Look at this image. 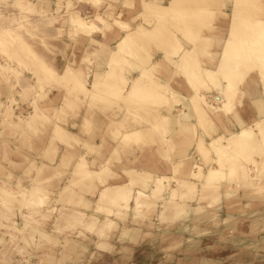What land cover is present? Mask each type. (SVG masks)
<instances>
[{
    "label": "bare ground",
    "instance_id": "obj_1",
    "mask_svg": "<svg viewBox=\"0 0 264 264\" xmlns=\"http://www.w3.org/2000/svg\"><path fill=\"white\" fill-rule=\"evenodd\" d=\"M161 1L141 0L139 3L142 10L135 19H132L135 22V26H132L129 20H123L121 13L118 15L119 17H111L113 14L112 10H115L114 7L117 5L109 4V1L91 0L95 7L101 9H107L111 6L109 10L112 12L107 10L106 14L95 13L90 19L85 17V14L79 10L70 15V22H68L74 31L83 32L89 37L90 35L92 36L86 48L85 60L91 56H102L101 58L107 61L106 69L104 71H96L93 80L88 85L86 80L87 73L82 66L74 65V61L68 62L62 71L53 65L54 55L50 51V47L52 46L51 34L53 31V20L51 18L41 16L32 22L30 17L41 13L38 11L40 9L35 3L30 0H13L11 2L0 0V17L4 23H7V26L1 29L0 43L7 41L11 46L19 43L17 45L18 49L10 51L7 57L4 58L6 59L4 63L0 61V81L9 84L10 90L13 93L19 94L22 99L37 95L33 101L31 100L32 111L30 115L26 117L27 119L21 120L20 123L12 121L14 112L12 103L17 100L12 98L9 104H5L0 100V125L4 127L10 124L11 126H21L23 124L30 132L37 135L47 132L49 125L53 126L51 130L49 129V138L44 145L46 149L43 156L45 161H41L38 164L31 157L28 160V165L24 168L26 174L33 173L31 177V191L27 190V187L25 188L21 178H16L18 180L12 183V173L8 174L6 179H0V202L7 204V202L19 201L20 203L23 201V203L31 208L43 206L48 198L45 182L50 177H55L66 169L68 170V167L71 166L72 177L69 179V184L61 190L60 199H66V201L68 200L75 206L82 204L81 199L83 194L80 191L84 187L93 185L94 187L97 186L100 188L98 193L99 202L108 203L111 206L119 208L116 214L114 211L110 212V209H108L109 211L106 210L109 212L108 216L111 213L120 215L124 211V207L129 208L127 201L132 198L137 208H149L165 190V182L171 176L169 177V174L162 176L156 174V178H154L155 173L152 170H147V168L138 171L135 167L126 168L124 170L125 175L121 176L122 174L113 170L112 165L115 158L119 159L117 156L119 154L121 155V152L128 149L142 152L148 150L147 147L150 146L158 147L166 163L176 156L185 158L186 154L188 155L187 152L189 149L194 146L197 154L204 160L207 162L214 160L218 165L216 169L212 167V169L204 171L203 167L198 164L195 165L196 170L189 173L186 165L181 169V165H179L181 163L177 164L173 162V171L174 174L179 176V179H177L183 189L181 193L183 196H189L195 190V183L191 182L190 178L197 182L204 181L205 184L210 185L224 181L232 183L236 178L246 177L247 169L242 163V159L246 158V156L243 155L253 152L264 153L262 149L264 147V113L260 109L261 117L256 120L254 119L252 124L240 121L241 128L238 131H231L226 135L217 134L214 136L212 135L214 132H210L213 126L210 110H215L219 118L222 114L233 113L236 106L242 103L245 91H243L242 85H244L248 76L253 72L260 74L259 79L264 84V0H227L228 2L222 0V4L221 0H167V3H162ZM55 3L58 4V1ZM125 4L130 9L135 6L131 1H127ZM81 6L83 7V4ZM228 7L231 13L229 15L224 14L229 17L228 34L223 38V41L216 40V35L213 36V33L217 30L219 17L223 13L222 11ZM78 9L81 8L79 7ZM107 14L108 16L106 17ZM109 17L112 19L109 20ZM33 23H35L33 25L35 32L32 33L34 40H26L28 39L27 36L30 35V30L27 28V25ZM37 23L40 26H36ZM104 27L106 29L123 32L118 44L116 46L114 45V49H109L106 46L107 43L98 40L93 35L95 32H103ZM185 42L192 47L186 49L184 46ZM215 43L217 45L222 44V49H220V56L217 63L215 62L216 68H212L210 65L213 64V61L217 57H215L214 52ZM149 47L153 49V52H163L165 63H170L175 69L176 74L182 73L184 78L187 79L191 89L193 88L192 90H194V94L191 96L189 103L185 101V98L183 100V97H180L181 93L179 94L173 87L169 88L170 85L168 87V84L166 85L156 79V76H152L153 73L159 70L160 63H158L159 61L154 63L151 60L152 58H148V53L146 54L145 51ZM44 51L46 52L43 53ZM101 52L102 55H100ZM27 61L32 63L29 64ZM129 68H134L139 71L136 78L129 79L127 76ZM25 71L33 73L36 81L33 82L28 78L25 75ZM163 76L165 75L163 74ZM181 82L183 83L185 81ZM135 84L140 85L135 86ZM55 86L63 90L65 96L60 109H55V114L51 115L48 110H45L46 108L41 106L40 100L46 97V90H50ZM202 90L217 91L218 99L220 100L219 104L215 107L214 105L213 107L204 106L205 94L203 95L201 93ZM167 93L170 95L166 96L165 94ZM181 103L189 110L192 108L193 111L191 112L195 114L197 124L190 121L192 115H190V111L188 114L181 112L183 109L180 112L175 111V106ZM79 104L87 105L88 109L92 111L108 108L109 106H116L125 112L121 119L110 121L106 135L116 140L117 145H114L116 147L113 150L114 152L111 158L101 161L99 167H95L94 163L100 157L99 155H102V150L105 146L103 144L92 143L88 139L81 140L78 134L68 130L62 124V119L69 112L74 111ZM162 106H166L169 112H173L174 121L178 126L173 136L166 135L169 133L166 125L170 124V119L173 117L170 118L169 116L162 115L160 113V107ZM52 116H54L55 121H53L54 118ZM93 125L94 121L92 118L86 117L85 123L80 129L81 133L90 132ZM135 125L137 126L135 127ZM199 127L211 137V139L209 138V143L205 142L203 138H199ZM60 144L66 147V151L62 156L59 155L60 157H57L59 159L56 163L52 164L56 153H58ZM74 144H79L86 148L87 155L97 154L98 157L90 158V156L88 158L87 155H80L77 156V160L72 162L75 155L72 150ZM164 145L166 147H161ZM33 148L37 151L35 147ZM123 161L122 163L125 162ZM13 164L16 165L15 162ZM50 170H53V172L47 175L46 173H49ZM187 174L189 175L188 177H186ZM123 179L125 182H130L137 186L138 190L136 195L131 196V188L124 184L125 182H121ZM153 179L155 181H152ZM152 182L153 186L148 187ZM176 197L177 194L173 192L172 200H175ZM250 205H253V203ZM141 212L138 214V217L143 215ZM69 218L81 225H84L86 222L84 215L80 212L71 213ZM113 220L111 217H108L102 225H99L97 230L98 234L101 236L107 235L112 225L115 226ZM24 227L26 226L24 225ZM12 228L17 229L14 225H12ZM18 230V233L26 243L33 240V236L26 233L27 229ZM11 236L12 238L16 237L14 234H11ZM108 239L110 240V238ZM70 244L74 245V243ZM62 246L64 247L63 244ZM44 258L46 260L48 259L43 253L39 259L44 262Z\"/></svg>",
    "mask_w": 264,
    "mask_h": 264
},
{
    "label": "rangeland",
    "instance_id": "obj_2",
    "mask_svg": "<svg viewBox=\"0 0 264 264\" xmlns=\"http://www.w3.org/2000/svg\"><path fill=\"white\" fill-rule=\"evenodd\" d=\"M2 1L11 2L13 0ZM225 1L228 2L227 0ZM88 2H91V0H88ZM161 2L167 3L165 0ZM108 3L111 4L110 2ZM91 4L94 6L93 2ZM65 5L68 6L67 9ZM57 7L61 10L65 7V14L69 16L77 11L73 0H58ZM109 9H111V6L107 9H102V14H106L107 10L111 11ZM227 9L230 8L228 7ZM40 17L37 13L32 15L30 19L34 22L35 19ZM111 17L116 16L112 14ZM111 19L109 17V20ZM33 25L35 23L27 25L30 35L27 36L28 39L26 40H34L32 34L35 32ZM5 26H7V23H4L0 17V33L1 29ZM36 26H40L39 23ZM51 35L54 37L53 31ZM55 37H57V33ZM7 43V41L0 43L1 62L6 60L4 58L7 57L10 51L18 49L17 45L19 43L12 46ZM145 53H148V58H151L150 55L153 53V49L149 47ZM157 72L153 73L152 76L155 77ZM139 85L135 84V86ZM210 91V94L205 93L204 106L213 107L214 105L215 107L220 102L218 93L215 90L206 92ZM214 91L216 94L213 97L212 92ZM24 101L28 103L29 100L24 99ZM206 103L207 105H205ZM12 104L13 106L16 104L17 108H20L17 101H14ZM31 111L32 107H29L26 111H14L12 121L20 123L21 120L27 119L26 117L30 115ZM48 111L51 114V110ZM160 113L163 114L161 111ZM214 114L216 115L215 110L211 109L210 115L212 118L215 116ZM170 116L173 117L174 115L171 114ZM171 121H174V117ZM5 126L0 132V179L4 180L8 177V174L12 173V183L21 178L25 188L27 187L26 189L31 191V177L33 173L28 175L24 170L31 156L21 153V150L22 148L27 149L28 153L33 155L32 158L38 164L41 161H45L43 157L46 152L45 144L42 145L43 151L37 155V151L32 146V141L33 139L41 141L40 137L45 136V133L49 130L37 135L30 132L23 124L21 126H11V124ZM19 140H21V144ZM9 141H14L15 143ZM206 142L209 143L210 140H206ZM161 147H166V145ZM262 149L264 151V147ZM65 151L66 148L61 151L58 150L52 164L56 163L59 159L57 157H60L59 155L62 156ZM129 151L130 149L123 151V153ZM187 153L188 155L186 154L185 158L176 156L179 159L175 160V163H181L179 164L181 165V169L186 165L189 173L196 170L195 165L198 164L203 167L204 171L212 169V167L213 169L218 167L214 160L207 162L197 154L194 146ZM93 155L98 157L97 154ZM243 156H246V158L242 157V163L247 169L246 177L236 178L232 183H229L231 187L227 183L209 185L205 184L204 181L197 182L190 178V181L195 183V190L189 196H183L181 195L183 189L179 184V176L173 173L165 182V190L159 195L152 206L149 208H137L132 198L127 201L129 208L124 207V211L120 215L111 213L109 216L108 209H110V212L114 211L116 214L119 208L111 206L108 203L99 202V188L93 185L84 187L80 191L83 194L81 199L82 204L75 206L68 200L66 201V199H60L61 190L69 184V179L72 177V167L70 166L68 170L66 169L55 177H50L45 182L48 198L43 206L31 208L23 203V201H21L22 203H19V201L7 202V204L0 202V264H264V232L261 234V230H264V224H261V219L264 220V208L250 209V207L246 209V216L242 213V210L238 209L234 224H231V222L226 223L229 220L225 221V223H220L219 219L220 216L222 218L230 217L228 215L229 205H241L244 193H239V190L247 188L248 193H256L255 198L250 201L253 204L257 205L261 203V200L264 201V153L253 152ZM48 160L51 161L50 159ZM75 160H77L76 155H74L72 162ZM14 162L16 165L13 164ZM100 164L101 161L96 159L94 163L95 167H99ZM113 169L121 172L122 166L120 165L118 168L113 167ZM137 170L139 171L140 169ZM52 172L53 170H50L46 174L49 175ZM124 175L125 172L123 171V175L121 176ZM188 176L187 174L186 177ZM153 177L156 178V174ZM172 177L173 179H171ZM152 181H155V179ZM121 182L124 183L125 180L123 179ZM124 184L131 188V196L136 195L138 189L135 184H131L130 182H125ZM152 186L153 182L148 187ZM173 192L177 194L175 200L171 198ZM192 208L197 209L194 210ZM76 212L84 215V220L86 221L84 225L70 220L69 215ZM140 212L143 215L138 217ZM252 212L255 215H251ZM108 217L114 219L113 224L115 226L112 225L113 228L109 229L107 235L101 236L97 232L98 227ZM12 225L17 229H13ZM18 229H27L26 233L33 236V240L30 241L31 243H26L18 233ZM11 234L16 235V237L12 238ZM171 235L173 236L171 237ZM70 243H74V245ZM48 249L51 250L49 251ZM43 253L48 258L47 260L44 258V262L39 259ZM74 256L77 260H80L77 261Z\"/></svg>",
    "mask_w": 264,
    "mask_h": 264
},
{
    "label": "crops",
    "instance_id": "obj_3",
    "mask_svg": "<svg viewBox=\"0 0 264 264\" xmlns=\"http://www.w3.org/2000/svg\"><path fill=\"white\" fill-rule=\"evenodd\" d=\"M30 1H32L33 3H35L37 5V7H39L40 10H38V11L41 12V13H39V16L51 18L53 20L52 21L53 33L55 35L57 33V37H55V35H54V37H52V40H51V45L52 46L50 47V51L54 55L53 65L56 66L57 68H59L62 71L64 69V67L68 64V62L74 61V65L82 66L84 71L87 73V79L86 80H87V84L89 85L91 83V81L93 80L94 73L96 71H104L106 69V67H107V64H106L107 61H106V59L103 60L101 58L102 56H91V57H88L85 60L86 48L88 47V45L90 43V38L92 36L90 35V37H89L87 34H84L83 32H80V31L77 32V31H74V29H72V27H71V25L69 23L70 22L69 21L70 20L69 19L70 16L69 15H65V13H66V10L64 9L65 7L62 8V11H61V9H59L57 7V4L55 3L58 0H52V1L51 0H39V1L38 0H30ZM49 1L52 2V3L54 2V3L52 4ZM73 1H74L75 9L77 8V11L79 10L80 12L85 14V16L87 18H91L95 13H101L102 14V12H103V10L101 8H98V7H95V6L93 8V5L91 4V2H88V0H73ZM105 1H109L114 6L117 5V6L114 7L115 10H113V11H115V12H113V14L116 17H119L118 15H120V13H121L123 15L122 16L123 20L124 19L125 20H129V22L132 24V26H135V22H133L132 19H135V17H137V15L142 10V7H140V3H139L141 0H130L135 5L134 8H132V9H130L129 6H127V4H125V2H127L129 0H105ZM42 2H44V3H42ZM165 2H167V0H165ZM81 4H83V7L81 6ZM77 5L78 6L80 5L79 7L81 9H78L79 7ZM128 11H129V13H128ZM85 12H87V13H85ZM222 12H223L222 15H220V17H219L217 30H215L214 33H213V36L216 35L215 36L216 40H221V41H223L224 40L223 38H225L227 36L228 30H229V23H230V22H228L229 21V17L225 16L224 14L229 15L231 13V10L230 9H226V10H223ZM128 14H130V15H128ZM56 18H58V19H56ZM65 19H66L67 22L65 21ZM103 32H95L97 34L95 35V33H94L93 35L98 40L107 43L106 46L109 49H114L116 44H118V42H119V40L121 38V35H123V32L119 31L120 32L119 33L118 30L106 29L105 27L103 28ZM60 33H61V35H60ZM101 33H103V34H101ZM80 35H81V37H80ZM80 39L81 40L83 39L84 43H83V40L81 41ZM221 43H223V42H221ZM184 44H185L184 46H185L186 49L192 47L187 42H185ZM220 49H222V44L217 45L215 43L214 52H215V57L216 56L217 57L213 61L214 65L213 64L210 65V67H212V68H216V63H217V61L219 59V56H220V51H221ZM45 52L46 51H44L43 53H45ZM217 52H218V54H217ZM100 55H102V52L100 53ZM151 56H152L151 60L154 63H156L158 61H159L158 63H160L159 64L160 68H159L157 74L155 75L156 76L155 78L160 80L162 83H164L166 85L168 84L167 85L168 87L170 85L169 88L173 87V89L175 91L179 92V94L180 93L182 95L184 94L183 96L180 94V97L181 98L183 97L182 98L183 100L185 98L186 99L185 101L187 103H189L191 96L194 94V90H192L193 88L191 89V86H190L189 82H187V79L184 78V75L182 73L176 74L175 71H174L175 69L172 67V65L170 63H168V64L165 63L166 61H164L163 52L154 51L153 53H151ZM4 62L5 61L3 60L2 63H4ZM27 63L31 64L32 62L27 61ZM128 72H130V73H128ZM128 72H127V76L129 77L130 80L136 78L138 76V74H139V71L137 69H134V68H129ZM162 73L165 76H163ZM254 73L255 72L251 73L248 76V78L246 79L244 85H242L243 91L245 90L243 98H242V103H240V104H238L236 106L235 111L233 113H230V114H222V115H220L221 116L220 117L221 120L219 118L218 113L216 112V115L212 118L213 119V126H212V129H211L212 131L210 130L211 133L214 132L212 135H214V136L217 135V134L226 135V134H229L231 131L232 132L238 131L241 128L240 121H244L247 124H252L254 119L256 120V119L261 117L260 109H261V105L264 104V87H263L264 84H263L262 80L259 79L260 74L258 72H256L255 75H254ZM25 75L28 78H30L33 82L36 81L35 77L33 76V73H31L29 71H25ZM181 81H185V82H183L184 84ZM7 90H9V91H7ZM202 91H201L202 94H205V93L206 94H208V93L210 94L211 93V91L210 92L203 91L204 93ZM248 93H249V95H248ZM5 94H6V96H5ZM212 94L214 96L216 94V92L214 91V92H212ZM165 95L168 96L170 94L167 93ZM36 96L37 95H33L31 97H28L27 99L29 101H28V103H25L24 99H22L19 94L13 93L10 90L9 84H7L4 81H0V98H1L0 100L2 102H4L5 104H9V102L12 100V98L17 100V104H19L20 108H17V105L15 104L14 105V111H17V112H20V110L26 111L29 107L31 108L32 107L31 106V103H32L31 100L33 101ZM64 96H65L64 91L60 90V88L55 86V87H53L50 90H46V97L44 99L40 100L41 101V106L43 108H46L45 110H51V115H54L55 114L54 113L55 109H60V107L62 105V100L64 99ZM59 100H61V101H59ZM46 103H48V104L46 105ZM84 105L85 104H79V106L74 111L69 112V114L62 119V124L68 130L78 134L81 140L88 139L92 143L103 144L105 147H103L102 155L100 157H98V159L100 161H104L107 158L110 159L111 156H112V153L114 152L113 150L116 147L114 145H117V141L114 140L113 138H110L108 135H106V133H107V130H108L109 126H110V121L111 120H116L117 121L118 119H121L125 112H124L123 109H119L116 106H109L108 108H102L101 110H93L92 111V110L88 109L87 105H85V106ZM160 111H162V113H163L162 115H166V116H169L170 118H172L170 115L173 114V112H169L166 106H162L160 108ZM175 111H179V112L181 111V112H184L185 114H188V113H190L193 110H192V108L190 110L188 108H185L183 106V104L181 103L179 105L177 104V107L175 106ZM190 115H191V118H190L191 120L190 121L197 124V121H195V120H197L196 117H195V114L191 112ZM52 117L54 118V116H52ZM86 117H91L92 120L94 121V125H93L92 129L90 130V132L81 133L80 129H81L82 125L85 123V118ZM53 121H55V118L53 119ZM221 122L225 123V124H222ZM215 125H216V128H215ZM132 126L134 127V125H132ZM136 126L137 125H135V127ZM52 127H53L52 125H49L48 126V130L49 129L51 130ZM2 129H4V128L0 125V130H2ZM166 129L169 130L168 131L169 132L168 135L169 136L170 135L173 136V134L175 133V130L178 129V126L176 125L175 121H171V119H170V124L167 125ZM50 130L48 132H50ZM48 132L46 133L45 136H41L40 137V139L43 138V140L39 141L38 139H33V141H32V146L37 149V153H36L37 155L40 154L43 151V148H42L43 146L42 145L46 144V141L49 138V133ZM198 133H199L198 134L199 138H203L205 142H206V140H210L211 139V137L209 135H207L206 133H204V131L200 127L198 128ZM105 137H106V139H105ZM20 141L21 140H19V143H20ZM9 142L15 143L14 141H9ZM3 143H5V141H3ZM59 146H60L59 150H64L66 148L65 146H63L61 144ZM147 149L148 150H144L142 152H137V151L132 150V149H130L129 152H125V153L121 152V155L119 154L117 156L119 159L115 158L113 160L112 168L113 167H117L118 168L121 165L122 166L121 172H119V171H116V172L120 173L122 175H123L124 169L125 168H129V167H135L137 169H147L148 168L147 170L150 169L155 174L161 175V176L162 175H168V174H169L168 176H170L171 174L174 173L172 164H173V162H176L175 160H178L179 157H175L171 161L166 163V160L163 158V156L159 152L157 146H150V147H147ZM72 150H73V152H74V154L76 156L87 155L86 148L82 147L79 144H74V147H73ZM21 152L33 157V155H30V153H28L29 151H27V149H25V148L24 149L22 148ZM106 153H108V154H106ZM143 153H144V155H143ZM145 154H147L148 156L145 155ZM105 156H106V158H105ZM87 157L88 158L89 157L90 158H95V155L90 154V155H87ZM19 159H21V157H19ZM120 159H121V161H119ZM122 161L124 163H122ZM157 169H158V171H157ZM170 172H171V174H170ZM222 183L229 184L228 181H224ZM228 186L231 187V184H229ZM99 190H100V188H99ZM238 192L239 193H244L243 201H242L241 205H234V204L229 205L228 215L230 217H233V218H230V217L222 218L220 216L219 217L220 223L221 222L225 223V221L229 220V222H226V223H230L231 222V224H234L235 220H236L235 215L237 214V212H235V211H237L238 209L239 210L242 209V211H243L242 213H244V215L246 216L247 215L246 209H249L250 207H251L250 209L264 208V201H262V200L260 201L261 202L260 204L250 205V204H252V202H250V201H252V199L255 198L256 195L253 194V193H251V194L248 193L247 192V188H245L243 190H239ZM249 202H250V204H249ZM246 203H247V205H246ZM192 209L195 210L197 208H192ZM253 214H254V212L251 213V215H253ZM249 215H250V213H249ZM203 222H205V221H203ZM261 224L262 225L264 224V220L263 219H261ZM263 232H264V230H261V234Z\"/></svg>",
    "mask_w": 264,
    "mask_h": 264
},
{
    "label": "snow or ice",
    "instance_id": "obj_4",
    "mask_svg": "<svg viewBox=\"0 0 264 264\" xmlns=\"http://www.w3.org/2000/svg\"><path fill=\"white\" fill-rule=\"evenodd\" d=\"M261 111L264 113V104L261 105Z\"/></svg>",
    "mask_w": 264,
    "mask_h": 264
}]
</instances>
